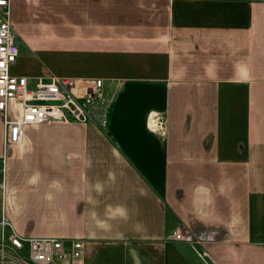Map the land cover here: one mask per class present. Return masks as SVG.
I'll return each instance as SVG.
<instances>
[{
	"label": "crops",
	"instance_id": "0c3cea01",
	"mask_svg": "<svg viewBox=\"0 0 264 264\" xmlns=\"http://www.w3.org/2000/svg\"><path fill=\"white\" fill-rule=\"evenodd\" d=\"M11 24L17 76L114 97L105 130L29 126L6 150L18 234L80 240L85 264H264V1L15 0Z\"/></svg>",
	"mask_w": 264,
	"mask_h": 264
},
{
	"label": "built area",
	"instance_id": "2783aa9c",
	"mask_svg": "<svg viewBox=\"0 0 264 264\" xmlns=\"http://www.w3.org/2000/svg\"><path fill=\"white\" fill-rule=\"evenodd\" d=\"M13 1L0 0L1 204L6 192L4 155L10 146L21 142L26 127L76 122L105 129L114 104V97L105 92L100 78L50 75L33 80L12 73L19 56L11 24ZM12 106L18 108V116L11 114ZM161 125L159 118L152 117L148 128L159 132ZM0 211V264H85L82 241L22 236L13 229L2 206ZM173 239L194 249L188 232L176 233Z\"/></svg>",
	"mask_w": 264,
	"mask_h": 264
},
{
	"label": "rangeland",
	"instance_id": "374dc122",
	"mask_svg": "<svg viewBox=\"0 0 264 264\" xmlns=\"http://www.w3.org/2000/svg\"><path fill=\"white\" fill-rule=\"evenodd\" d=\"M22 50V49H21ZM13 73L15 75H30V73L32 72V68H31V63L27 64V61H24V62H20L18 60V63L17 65L13 68ZM50 75H55V76H59V75H56L55 73L53 72H50V71H47L45 72L43 75H39V77L37 78H42V77H46V76H50ZM62 76H65V77H72V78H91V77H77V76H67V75H62ZM37 78H34V79H37ZM100 79H102L103 81L105 80L104 78L100 77ZM109 81V80H107ZM106 91V90H105ZM107 93V92H106ZM11 114L13 116H18V108H15V107H11ZM1 124V123H0ZM1 126V125H0ZM107 128V127H106ZM105 128V129H106ZM103 129V130H105ZM40 221V220H39ZM30 226H32L30 224ZM39 230L42 232V231H46L45 229H55V225H47V224H42V223H39L38 226ZM0 241H1V232H0ZM21 256H23L24 254L23 253H20Z\"/></svg>",
	"mask_w": 264,
	"mask_h": 264
}]
</instances>
